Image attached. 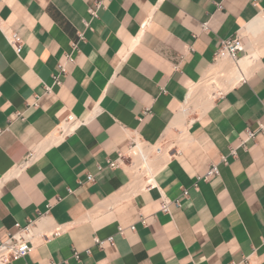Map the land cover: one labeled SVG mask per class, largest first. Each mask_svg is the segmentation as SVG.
Returning <instances> with one entry per match:
<instances>
[{
	"label": "crops",
	"instance_id": "obj_1",
	"mask_svg": "<svg viewBox=\"0 0 264 264\" xmlns=\"http://www.w3.org/2000/svg\"><path fill=\"white\" fill-rule=\"evenodd\" d=\"M0 18L24 42L0 29V243L66 228L8 264H264V0H0ZM237 35L252 71L209 100ZM69 117L89 122L57 141ZM135 141L169 154L154 188L108 167Z\"/></svg>",
	"mask_w": 264,
	"mask_h": 264
},
{
	"label": "built area",
	"instance_id": "obj_2",
	"mask_svg": "<svg viewBox=\"0 0 264 264\" xmlns=\"http://www.w3.org/2000/svg\"><path fill=\"white\" fill-rule=\"evenodd\" d=\"M166 0H160V2H164ZM101 3L98 4L100 6ZM91 13L93 16H97L96 11L91 9ZM0 29L2 30L3 34L9 41L10 45L14 48L15 52L18 55H21L23 52L24 48V42L21 37V35L16 32L11 30L5 23L2 21L0 18ZM205 30H208V26H204ZM81 40H84V35L82 34L80 36ZM74 48H76V45H74ZM246 52L245 49V42L244 39L241 35L235 36L233 39L223 41L222 43V48L219 50L217 53V60H220L223 57H228L230 59H235L238 60L239 58L242 57V54ZM70 61H73L72 55L69 57ZM67 69L66 65H60V72L59 74L55 75V82L58 85H61V75L66 74ZM245 80V79H243ZM47 90H50L49 87H46ZM89 121H81L77 118L74 117H69L66 119V121L63 123V126L59 130L58 136H57V141H64L66 138L69 136L73 135L76 133V131L83 125L88 124ZM259 132L264 133V123H260L259 125ZM248 138L249 139H254L256 137V133L253 131L248 130ZM144 145V148H149L151 145L146 144L145 142L141 141H135L133 145L130 147V154L128 156H125L120 153L119 159L115 161H109L108 167L111 169H118L124 165H128L130 167H136L137 165V159L143 158L142 153L137 154L134 149H136L139 144ZM232 153L235 155L236 152L232 151ZM33 158L30 157L29 161L32 160ZM129 161V163H127ZM223 162L226 163V159L223 158ZM28 163V162H27ZM26 165V163H25ZM99 171L102 170L101 167H98ZM220 175V169L218 164H213L209 171L202 177H199V181H211L215 178H217ZM148 177V176H147ZM88 181L89 182H94L95 177L94 175L90 174L88 175ZM147 185L149 188H154L155 187V181H150L149 177L147 178ZM197 188V185H195ZM189 191H184V195L188 196ZM175 204L177 206L180 205L178 201H170L167 199H164L162 203V211L164 213H171V205ZM66 231L65 227H57L55 228L51 233H44L40 231L36 223L33 221H30L27 225H21L17 224L16 225V231L11 233L9 235V238L0 243V264H8L14 261H18L20 259H25L34 249L35 245H41L45 244L54 237H57L64 233ZM121 233H123V230H120ZM114 238L110 237L107 240H101V239H96V244L100 247L103 248L106 243H113ZM87 253H90V250L87 251ZM77 259H79V254L77 253L75 255ZM242 264H245L244 262Z\"/></svg>",
	"mask_w": 264,
	"mask_h": 264
},
{
	"label": "bare ground",
	"instance_id": "obj_3",
	"mask_svg": "<svg viewBox=\"0 0 264 264\" xmlns=\"http://www.w3.org/2000/svg\"><path fill=\"white\" fill-rule=\"evenodd\" d=\"M245 49H246V45H245ZM241 58H239L238 60L230 59L228 57H224L223 60L221 59L222 60L221 64L217 66L214 70V74H213L214 82H211V84L207 89V96L209 100L213 99L214 93H216L217 95L221 92L227 91L228 89L235 86L242 78L247 77L251 73L254 63L248 58H243V59ZM192 101H193V94H191L189 97L188 105ZM58 133L59 131L56 132V136H55L56 138L58 136ZM134 151L137 154L142 153L143 158L142 157L139 158L136 167L141 165L142 167L140 169V172L145 171L149 175L150 181H153L152 179L156 175L158 170L163 165H165L169 159V154L168 153L165 154L167 150L163 149L162 146L151 145V147L149 148H144V145L140 143L139 146L136 149H134ZM163 154H165L163 159L156 161V159L160 158ZM132 176L135 177L134 172Z\"/></svg>",
	"mask_w": 264,
	"mask_h": 264
},
{
	"label": "rangeland",
	"instance_id": "obj_4",
	"mask_svg": "<svg viewBox=\"0 0 264 264\" xmlns=\"http://www.w3.org/2000/svg\"><path fill=\"white\" fill-rule=\"evenodd\" d=\"M250 55H251V53H250ZM210 77V76H209ZM210 80H211V77L206 81V82H210ZM180 145V144H179ZM136 161H139V159H137ZM127 163H129V161H127ZM140 166V165H139ZM140 168V167H139ZM131 170H133V168H131L130 169V172H132L133 173V171H131ZM139 172V171H138ZM144 173V172H143ZM140 175H138V177H139Z\"/></svg>",
	"mask_w": 264,
	"mask_h": 264
}]
</instances>
